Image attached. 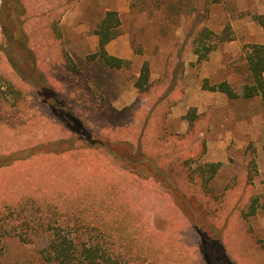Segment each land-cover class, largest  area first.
Segmentation results:
<instances>
[{"label": "rangeland", "instance_id": "obj_1", "mask_svg": "<svg viewBox=\"0 0 264 264\" xmlns=\"http://www.w3.org/2000/svg\"><path fill=\"white\" fill-rule=\"evenodd\" d=\"M21 1L29 59L4 41L0 28V91L6 101L0 111L9 118L0 122V156L38 146L46 149L0 167V207L25 209L31 216L25 224L28 229L43 220L62 228L79 225V242L87 243L88 234L99 236L96 242L124 264H215L223 260L222 254L236 264H264V246L248 225L231 221L235 226L228 232L219 237L209 234L204 242L203 237L193 236L194 226L168 193L152 179L123 170L97 144L99 136L127 140L135 148L140 143V149L156 161L172 165L182 156L196 157L188 160L189 172L209 174L208 163L201 160L204 138L197 136L198 130L184 137L187 130L176 132L169 117L187 82L194 78L201 86V74L208 71L196 60L192 36L203 28L218 34L228 24L233 39L215 49L233 69L235 89L250 83L244 58L250 45L264 44V26L258 18L264 20V0ZM107 9L115 10L119 20L116 41L122 40L120 45L128 49L124 65L116 69L108 68L97 56V47L90 45ZM65 13L70 17L63 19ZM81 21L87 34L77 30ZM144 63L150 91L143 97L135 81ZM11 85L19 93H13ZM123 87L134 90L135 100L115 109L108 97ZM143 101L144 106L158 103L153 113L143 109ZM193 116L189 108L184 118L189 121ZM220 172L209 182L215 198L207 199V217L218 226L228 198L238 202L242 197L221 192L226 184L221 188L225 179ZM190 181L181 186L188 189L194 185ZM245 182L242 178L231 183L239 189L246 188ZM193 187L200 192L198 183ZM251 198L249 194L246 201ZM157 213L166 217L167 226H152ZM242 214L239 210V219ZM85 224L93 226L94 233H88ZM236 229L240 240L230 237ZM39 230L31 235L32 242H23L9 225L0 229V264H45L40 250L51 231Z\"/></svg>", "mask_w": 264, "mask_h": 264}, {"label": "trees", "instance_id": "obj_2", "mask_svg": "<svg viewBox=\"0 0 264 264\" xmlns=\"http://www.w3.org/2000/svg\"><path fill=\"white\" fill-rule=\"evenodd\" d=\"M23 13L24 6L21 0H1L0 28L2 37L5 42L13 44L18 49V52H20L19 55L25 58L28 57L26 54L28 43L27 36L23 31ZM258 18L259 22L264 26V20L260 17ZM118 24L119 20L117 19L115 11L105 12L95 32L98 37L96 54L111 67H119L122 60L107 55L104 46L108 41L118 35V31L116 30ZM211 36L215 39L211 40ZM209 37L210 39L206 41ZM232 39L233 36L231 35L230 26L228 24H226L218 34H214L211 30L203 28L192 36L191 49L193 53L197 55V62H199L205 60L208 54L214 50L219 43ZM249 47L246 55V64L251 82L239 87L241 88L240 95L249 98L255 94H260L264 102V83L262 79V73L264 72V44L255 43ZM94 55L95 54H93V56ZM148 76V66L144 63L135 81V86L139 94H143V97L150 91V89H148L150 88ZM11 87L13 93H19L13 85H11ZM202 87L209 90L223 91L229 98H235L239 95V93L236 92L238 88L235 89L226 82H220L209 86L206 84V81H204ZM3 94L4 93L0 91V106L2 103L6 102ZM195 119L196 117L189 119V127L184 137L194 133L193 125ZM0 122H9V118L6 117L2 111H0ZM97 144L114 159H117L123 170L133 175H138L139 177L152 179L159 185L161 190L168 193L173 198L182 214L189 219L197 229L201 238L203 237L202 239L204 242V237H209V234L218 237V229H215L207 217V199L215 198L209 189L208 177L203 178L198 175L197 171L192 173L189 172L187 168L188 160L196 159V157L182 156L172 165L169 162L156 161V158H154L155 156L153 157V155L148 154L144 149H140V143L139 147L135 148L134 145H131V142L127 140L123 142H114L104 136H99ZM45 149L46 147L38 146L4 154L0 156V167L9 166L17 161L26 160L39 151L43 152ZM247 151H251L250 153L253 152L251 144L248 145ZM207 165L210 167L211 174L214 173L216 168L221 166L220 163H209ZM176 167H179L178 172L173 174L172 169L177 170ZM184 180L186 182L191 180L190 183L194 184L193 186L198 183L200 192L199 190L196 191V188L193 186L188 189L182 187ZM0 211V229L4 228L5 225H9L11 229L18 231L16 235L23 242H32L34 236L31 235H37V229H40L39 231L43 230L42 232L51 231V238L48 240L47 245L40 250V259L45 264H124L122 261H119L120 259H112L105 248L101 246L100 242H96L99 241V236L95 237L92 234H88L90 240L87 243L79 242L78 238H76V234L80 231L79 225L73 227L66 224V226L62 228L60 226H52L49 222L43 220L44 223L40 221L34 224L35 226H31L29 227L30 229H28L26 225L27 222L31 221V216L25 212V209L22 210L1 206ZM15 224H20L23 228H18ZM85 225L84 228H88L86 230L88 233L91 230L94 233L95 229L93 226L90 227L88 224ZM63 229L67 230L70 235H66ZM29 230H33V234H29L30 236L25 234ZM215 264L233 263H230L228 260L226 261L224 257L223 260Z\"/></svg>", "mask_w": 264, "mask_h": 264}, {"label": "crops", "instance_id": "obj_3", "mask_svg": "<svg viewBox=\"0 0 264 264\" xmlns=\"http://www.w3.org/2000/svg\"><path fill=\"white\" fill-rule=\"evenodd\" d=\"M33 1L35 3L39 2L37 0ZM36 6L37 5H35V7ZM105 11L108 12L110 10L107 9ZM105 11L102 13L100 20L103 19ZM74 15L78 14L75 13ZM63 16V19L70 17L67 13ZM82 22L83 21L78 25L77 30H80L83 34H87L86 26L82 24ZM95 32L96 29L90 38V45L96 48L98 47V37ZM113 40H115L114 43H116L115 49H112L113 47L111 48L110 44ZM121 42L122 40L118 42L114 37L105 44L104 49L107 55L122 60L119 67H111L103 61L108 68H120L127 58L128 49L126 45H120ZM229 50L231 49L226 47L225 52L229 53ZM244 61L247 74L250 77L246 64V57ZM201 62L203 64V69L208 70L206 73L201 74V77L204 78L202 83L206 81V84L209 86L220 82H226L231 87L235 85L233 83L235 73L231 67L228 68L229 65L223 60L222 53L214 49L209 53L207 58ZM100 77L102 78L104 76ZM206 78L216 81L209 83ZM104 79L101 83L105 82ZM249 79L251 82V77ZM262 79L264 83V72L262 73ZM128 82L127 85L129 84ZM236 92L239 93L238 97L229 98L223 91L203 88L202 85L200 86L193 78L191 81L187 82L182 96L176 99L171 107V112L169 113L170 123L176 132H186L189 121L184 118V115L189 108H193V117H196L193 128L194 130H198L197 136L199 138L203 137L205 142V152L201 160L208 164H221L220 167L215 169L214 173L211 174L210 172L202 177H208V186L210 187L209 182L213 180L218 171H221L220 173L224 175L225 179L224 183L221 184V188L226 184L225 189H222L221 192L232 193L236 196L242 195L241 201L238 202H232V198H228L229 201L225 205L226 214L223 222H221L219 226L211 221L215 229H218V237L228 232V228H230L231 225L233 227L235 224H238L239 221H242L251 228L254 234H257V242L264 246V102L260 94L245 98L240 95L241 88H238ZM135 97L136 94L134 90H127L123 87L121 90L119 89L116 94H113L112 97H108V101L113 108L121 109L131 104L135 100ZM144 101L143 109L153 113L158 103L153 101L152 104L144 106ZM249 144L252 145V153H250L251 151H246ZM199 176H201V174ZM242 178L246 180V188H235L231 182ZM155 184L160 188L157 183ZM249 194L252 196L250 203L246 201ZM239 210H243L242 218L240 219L238 215ZM187 220L190 222L189 219ZM231 221L235 224H232ZM152 226H161V228L162 226H167L166 217L161 213H157L153 218ZM236 232L237 229L234 230L230 237H236L240 240V238L235 235ZM194 235L201 237L196 228L195 233L193 232V236ZM221 247L220 249H222ZM222 257L224 258L223 254ZM225 260L236 264L228 259V257H225Z\"/></svg>", "mask_w": 264, "mask_h": 264}]
</instances>
